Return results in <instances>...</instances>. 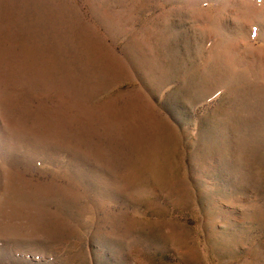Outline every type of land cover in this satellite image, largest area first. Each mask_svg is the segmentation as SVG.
<instances>
[{
  "label": "rangeland",
  "instance_id": "374dc122",
  "mask_svg": "<svg viewBox=\"0 0 264 264\" xmlns=\"http://www.w3.org/2000/svg\"><path fill=\"white\" fill-rule=\"evenodd\" d=\"M0 264H264V0H0Z\"/></svg>",
  "mask_w": 264,
  "mask_h": 264
}]
</instances>
